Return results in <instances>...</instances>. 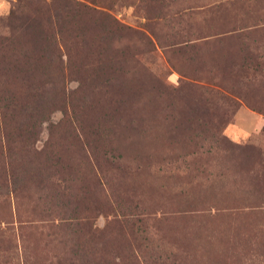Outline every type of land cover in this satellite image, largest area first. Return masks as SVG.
<instances>
[{
  "label": "rangeland",
  "instance_id": "obj_1",
  "mask_svg": "<svg viewBox=\"0 0 264 264\" xmlns=\"http://www.w3.org/2000/svg\"><path fill=\"white\" fill-rule=\"evenodd\" d=\"M0 264H264V0H0Z\"/></svg>",
  "mask_w": 264,
  "mask_h": 264
},
{
  "label": "trees",
  "instance_id": "obj_2",
  "mask_svg": "<svg viewBox=\"0 0 264 264\" xmlns=\"http://www.w3.org/2000/svg\"><path fill=\"white\" fill-rule=\"evenodd\" d=\"M76 9H77V13L79 12V11H82V10H84V9H86V6H84V5H81V4H76ZM92 11H94V10H92ZM79 14V13H78ZM80 15V14H79ZM122 28V27H121ZM102 29V31H105L106 30V32H109V30H111V29H113V30H116V27L114 28L113 27V25L110 23V22H108V23H106V24H104L103 25V28H101ZM117 29H118V27H117ZM122 31V29H119V31ZM28 131H26V133H27ZM33 134V133H32Z\"/></svg>",
  "mask_w": 264,
  "mask_h": 264
}]
</instances>
